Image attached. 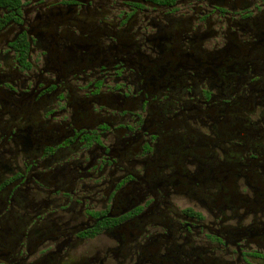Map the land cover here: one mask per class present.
<instances>
[{"label": "flooded vegetation", "instance_id": "obj_1", "mask_svg": "<svg viewBox=\"0 0 264 264\" xmlns=\"http://www.w3.org/2000/svg\"><path fill=\"white\" fill-rule=\"evenodd\" d=\"M0 264H264V0H0Z\"/></svg>", "mask_w": 264, "mask_h": 264}]
</instances>
